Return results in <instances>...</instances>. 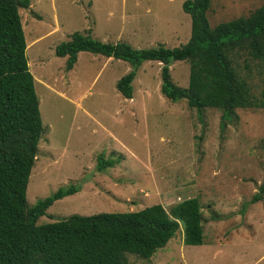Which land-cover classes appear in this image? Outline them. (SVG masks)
Returning <instances> with one entry per match:
<instances>
[{
    "label": "rangeland",
    "instance_id": "rangeland-1",
    "mask_svg": "<svg viewBox=\"0 0 264 264\" xmlns=\"http://www.w3.org/2000/svg\"><path fill=\"white\" fill-rule=\"evenodd\" d=\"M183 1L28 0L18 11L43 126L25 200L32 206L60 187H79L47 208L37 220L43 224L154 204L167 211L195 197L202 244L183 245L179 225L150 259L128 256L129 264H264V108L237 109L223 127L218 110L197 113L185 101L166 100L157 62L139 65L131 98L124 99L114 84L130 70L128 63L79 52L66 71L65 58L54 54L73 33L137 50L180 46L190 28ZM262 3L210 0L208 22L246 16ZM235 64L258 99L264 62L242 53ZM169 74L173 84L186 87L188 64L172 63ZM100 156L113 165L98 171ZM255 194L260 200L251 203Z\"/></svg>",
    "mask_w": 264,
    "mask_h": 264
},
{
    "label": "trees",
    "instance_id": "trees-1",
    "mask_svg": "<svg viewBox=\"0 0 264 264\" xmlns=\"http://www.w3.org/2000/svg\"><path fill=\"white\" fill-rule=\"evenodd\" d=\"M28 0H0V264H129L128 256L148 260L182 227V243L199 246L203 241L198 199H184L166 211L160 204L134 212L72 214L37 224L53 202L73 195L79 187L69 184L28 206L25 190L43 126L33 78L25 58L18 11ZM210 0H184L181 10L189 17L187 41L177 47L156 45L137 50L125 42L102 43L73 33L55 46L70 70L79 52L121 60L130 70L114 84L124 99L132 95L131 83L145 61L161 64L159 92L169 102L185 101L190 109L220 111V125L235 118L237 109L264 108V88L254 98L250 80L236 67L246 53L264 62V3L226 22L211 26ZM188 64L186 87L172 83L169 66ZM100 156L97 170L111 167ZM264 189L259 187L260 192ZM253 195L251 203L259 201Z\"/></svg>",
    "mask_w": 264,
    "mask_h": 264
},
{
    "label": "crops",
    "instance_id": "crops-1",
    "mask_svg": "<svg viewBox=\"0 0 264 264\" xmlns=\"http://www.w3.org/2000/svg\"><path fill=\"white\" fill-rule=\"evenodd\" d=\"M109 14H111V13H109ZM108 14V15H109ZM102 43H104V42H102ZM79 54V53H78ZM76 58H77V56H76ZM103 58H105V57H103ZM105 59H109V60H111L112 58H105ZM76 62V61H75ZM126 74V73H125ZM117 81V80H116ZM39 82H41V81H39ZM42 83V82H41Z\"/></svg>",
    "mask_w": 264,
    "mask_h": 264
}]
</instances>
